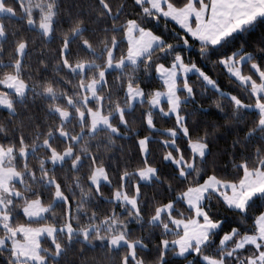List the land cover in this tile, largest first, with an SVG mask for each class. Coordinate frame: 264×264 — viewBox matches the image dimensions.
Instances as JSON below:
<instances>
[{"label": "trees", "instance_id": "obj_1", "mask_svg": "<svg viewBox=\"0 0 264 264\" xmlns=\"http://www.w3.org/2000/svg\"><path fill=\"white\" fill-rule=\"evenodd\" d=\"M141 1L1 2L12 16L0 17L4 37L0 39V82L16 75L28 87L27 94L17 98L0 84V95L7 96L12 105L10 111L0 109V146L12 150L7 167L22 177V185L13 186L22 198L8 204L12 216L9 229L47 224L55 228L70 225L74 230L69 236L59 233L54 243H41L46 264H204L203 257L222 259L241 238L257 234V217L264 212V192L238 211L226 206L216 192H208L201 209L217 225L216 230L208 236L206 245L184 257L176 255L177 248L172 245L181 234L175 232L170 219L193 220L194 211L178 198L205 180L215 178L237 185L245 172H264V127L260 115L252 109L257 102L264 103V95L255 98L222 63L232 56H247L242 76L258 82L250 66L264 74V17L226 37L218 46H208L191 40L175 23L159 17ZM165 1L181 10L191 0ZM131 21L158 36L163 44L135 66L104 75L98 100L87 105L93 110L100 107L105 116H111L109 123L116 133L99 129L89 134L88 120L80 123L75 110L85 112L86 108L81 85L98 79L110 49H114V61L127 55L124 37ZM49 22L52 27L47 38L40 27ZM182 40L191 45L189 52L177 48ZM20 45L26 47L21 60L17 55ZM179 58L184 66L198 72L176 82L180 100L177 118L184 133L179 121L167 115V104L158 109L150 105L155 93L165 91L156 76L157 68H171ZM84 64L92 65L84 75L72 70ZM128 87L143 90V101L130 109ZM69 103L76 108H69ZM68 108L73 117L62 123L55 110ZM141 141L146 144L144 155ZM190 144L203 145L206 154L194 156ZM69 148L72 156L52 165V154H63ZM168 155L191 169L183 171L174 166ZM100 168L108 183L95 187L91 179ZM147 168L154 170V178L141 183L137 173ZM56 188L64 202L54 203ZM116 194L121 200H134L136 209L113 200ZM33 201L48 209L43 220L27 222L20 210ZM170 205V215L162 214L154 223L159 210ZM232 232L227 247L221 248V238ZM5 235L0 229V239ZM117 237L124 245L113 247ZM263 249L249 246L233 251L223 263L246 264ZM0 264H17L9 244L0 248Z\"/></svg>", "mask_w": 264, "mask_h": 264}, {"label": "rangeland", "instance_id": "obj_2", "mask_svg": "<svg viewBox=\"0 0 264 264\" xmlns=\"http://www.w3.org/2000/svg\"><path fill=\"white\" fill-rule=\"evenodd\" d=\"M1 2L2 0H0V17L12 16V13L9 10L5 9ZM141 2L142 4L148 3L150 5V6L148 5L149 8L155 7V9H159L160 7L158 6H160L159 3L161 2V0H142ZM51 27L52 26L50 22L44 23L40 27V31L42 34L46 35V37L48 38L50 31H51ZM125 32L126 33H125L124 40L128 45V50L126 53L127 55L125 57H121L118 61H114V49L113 48L110 49L106 53L105 66L100 71L97 77L98 79L85 82V84L81 85V90L84 94L82 102L86 106L85 112L78 110L73 103H69V108H76L75 109L77 113L76 115L80 123H82L84 120H88L89 134H93L99 131V129H106L113 133H116L115 130L111 127V124L109 123L111 116H105L103 112H101L100 107H98L96 110H93L87 105V102L98 100V89L105 81L104 75L110 71L119 72L123 70L126 66H135L137 63L141 61L142 58L148 56L154 48L159 47L163 44V41H161V39L158 36H156L150 31L140 28L137 25V23H135L134 21H131L128 23V26ZM3 38L4 37L2 33V27L0 26V39H3ZM25 50H26V47H24V45H20L18 47L17 55H18L19 60H21L20 58L23 56ZM246 58L247 57H243V59L241 60H236L232 56L231 58L222 61L225 70H227V73L232 78L239 81L240 83L243 80L242 78L245 77V76H242L241 67L246 62L245 60ZM17 66L18 64L16 65V67ZM174 66L180 69L181 76L179 78H183L185 75L195 70L194 68L191 67L193 70L187 69L186 71H184L185 67L183 63H181L180 58L177 59ZM91 67H92L91 64L76 65L73 67L72 70H74L75 73H80L81 75H84L85 71ZM171 68H166L162 66H159L157 68L156 76L164 85L165 91L164 93L160 92V93L154 94V97L152 98V101L150 104L153 108L154 107L157 109L160 108L161 104L163 103V101H165V99L169 100L170 102L172 100L171 94L174 89L173 79L177 75V72L175 71V69H171ZM245 79L248 82H250L247 78ZM3 82L7 83L6 87L5 85L3 87H5V89L6 88L9 89L10 91L9 90L8 91L16 95L17 98L24 97L27 94L26 92L28 91V87L23 82H21L16 77V75L6 77ZM206 82L208 85H211L209 81L206 80ZM243 82H245V80ZM21 87H23L24 89L23 92L20 91ZM255 90L258 91L256 94L260 95L261 93L260 89H257L256 87ZM176 92H177V86H176ZM126 95L128 96V100H129L128 102L129 109L132 108V106L135 105L136 103H141L143 101V90H141L140 88L128 87L126 91ZM176 98H178L177 95H176ZM0 101H7V103H0V109L7 111L12 108V105H10V100L8 99L7 96L5 97L3 95H0ZM69 108L64 109V110H61V109L55 110L56 113L59 115L62 123L69 121L71 117H73V114H71ZM259 111H260V116L264 118V112H263L264 108L263 107L262 109L259 108ZM65 113H67V115H65ZM177 120H179V126H180L181 132L184 133L185 131L181 126L182 125L180 122L181 120L179 118H177ZM262 122H264V119ZM60 136L66 139V135L64 134H61ZM140 145L142 148V152H145V148H146L145 141H141ZM72 154H73V150L71 148L67 149L65 153L63 154L54 153L52 154L50 158L51 163L54 166L55 164L57 165L62 164L64 161H66V159L70 158ZM11 155H12L11 149L9 150L4 149L0 146V229L4 230L6 233L4 238L0 239V248H3L6 246V244H9V249L11 250V253H13V258L17 262V264H46L47 262H45V258L43 256L44 251L42 249L41 243L47 240L54 243L55 238L58 236L59 233L66 234L67 236H69L74 233V230L72 227H70V225L55 228L47 224L35 226V227L23 225V226L17 227L16 229H12V230L9 229V224L12 221V216L9 213L8 204L10 203L11 200H20L22 198V195L13 188L14 185H19V186L22 185L21 184L22 177L20 173H17L14 169H12L11 167H7ZM22 155L25 157L26 153H22ZM167 160L172 162L174 166L178 168L180 167L179 165L181 163V165L184 166L183 168L184 171H186L188 168V166L185 167V164L181 160L177 162L175 160L173 161L170 155H168ZM249 172H252V171H249ZM255 172H260V170L255 171ZM137 175H138L139 182L147 183V182H150L154 178V170L151 168H147L145 171L138 172ZM243 179L239 183H237V185H232L229 183H226V184L221 183L214 178L213 180L214 182L207 181L206 182L207 184H205L203 187L204 189L209 190L211 186L210 183H215L216 184L215 188L212 187V189L214 188L213 189L214 191L210 190L209 192H213V193L216 192L220 196V198H222L226 206H228L229 208L237 210V211L244 210L248 201L253 198L251 194L253 195L257 194L255 190L259 191L260 189H264V186L257 187L252 184V180L248 181V180H243ZM91 181L95 187L100 186L102 183H108L104 169L102 168L96 169L93 173ZM54 194H55L54 203L65 201L63 195L59 193L57 188ZM178 199L182 200L181 197ZM113 200L120 202L121 200L120 195L116 194ZM121 201L128 203V205L132 207L134 210L136 209L134 200H130V199L123 200L122 199ZM47 209L48 208L46 207L44 208L43 206H41L38 201H33V202L23 205L20 210V213L22 217L26 219L27 222H34V221L43 220L45 218ZM167 209H170L171 211L172 205H170L169 208ZM167 209L165 208L164 210L162 209L159 210V214L153 220V222L157 223L159 221V217L162 214L169 216L170 212ZM162 211H165V212L163 213ZM194 218L193 220L197 221L199 217H197L196 219ZM188 222L178 223L177 220H174L172 218L170 219V223H172L175 232H179V234H181V236L172 243L173 246H176V248H178V253L176 251V255H178L179 257H184V255L192 253L195 251V249L197 250L200 247L206 245L208 236L211 234V232H213V231L209 232L210 230L209 226H205V223H203L202 221L201 223H203L202 225H204L203 229L195 232L191 228V225H185V224H188ZM174 224H176V227H174ZM256 231H257V234L255 235L245 236L241 238L233 249L225 252L222 259L213 260L208 257H203L201 261L204 264H224L223 259L225 257H229V255H231V252L233 251H240L241 249H244L249 246L250 247L253 246L256 249H258L261 246H264V212L259 217H257ZM234 233L235 232L229 233L228 235H225L221 238L220 243H219L221 244V248L227 247L228 241L231 240ZM198 235L199 236L206 235L207 237L206 238L202 237L203 242H201V239L198 238ZM179 239L180 241L177 242ZM115 241L117 243L114 244L113 246L124 245V241L121 237L115 238L113 242ZM191 242H192V245H190ZM131 246L132 247L130 248L133 250L134 247L133 245ZM164 246L168 247L166 244H164ZM259 253L260 254L258 257L248 260L246 264H264V249L263 251ZM133 256L134 254L132 251L130 253V257L133 258Z\"/></svg>", "mask_w": 264, "mask_h": 264}, {"label": "crops", "instance_id": "obj_3", "mask_svg": "<svg viewBox=\"0 0 264 264\" xmlns=\"http://www.w3.org/2000/svg\"><path fill=\"white\" fill-rule=\"evenodd\" d=\"M146 5L148 6L149 4L147 3ZM159 5H160V6H158V7H160L159 9H155V7L154 8L150 7V8L159 17H161V18L163 17L164 19H167L170 22L175 23L179 27V29L183 30V32L189 36V38L191 40H194L196 42L198 41V42L205 44V45H208V46L209 45L218 46L220 44V42L223 41L226 37L231 36V34H233V33L241 31L244 27L253 23V21H255L256 19L264 17V0H204V2H203V0H199V1L191 0L189 2V4L186 5V7H184V9H181V10H177L175 8L169 7L166 4L165 0H161ZM243 57H247V56H243ZM241 59H243V58L236 59V60H241ZM245 60H247V58ZM184 67H185L184 71H186L187 69L193 70L188 65L184 66ZM250 67H251V70L253 72L257 73L258 82L256 84H254L252 82V80L247 76L242 78L243 80L241 81V83L237 80L236 81L243 86L244 85L248 86L251 94H253V96L255 98H258V97L264 95L263 94L264 74H261L257 70L256 66L252 65ZM171 69H175V71L177 72V75L173 79L174 89H173L172 94H171L172 100L170 102L169 100L165 99V101H163V103L167 104V106H168L169 111H168L167 115L172 116L177 120V112H178L177 108H178V104H179L180 100L178 98H176L177 92H176V86L175 85H176L177 80L181 76L180 75L181 72H180V69L176 66H174ZM193 71H195V72H193ZM193 71L191 73L197 74L196 70H193ZM245 78H247L250 82H248ZM244 80H245V82H243ZM0 83L2 86L5 85V87H6L7 83H5L3 81ZM255 86L257 87V89H260V91H261L260 95L256 94L258 91L255 90V88H256ZM7 90H9V89H7ZM262 107L264 108V103L257 102V104L255 105V107L253 109L256 112H258V114L260 115L259 108L262 109ZM153 109H155V107ZM10 110H7V111H10ZM260 117H261V121H260L261 123L260 124H261V126L264 127V122H262L264 118L262 116H260ZM190 149H191V152L194 156L202 157L203 155L206 154V148L203 145L200 146L197 144H190ZM144 154H145V152H143V155ZM179 166H180L179 168H181V169L184 168L181 165V163ZM185 167H187V165H185ZM190 169H191V167L188 166L186 171H189ZM183 171H184V169H183ZM244 174L245 175H244L243 180H248V181L252 180V184L257 186V187L264 186V180H263L264 173L263 172H261V171L260 172H249L248 171V172H245ZM213 180L214 179L209 178V179L205 180L203 182V184L200 185L199 187H197L195 189L192 188V190L188 191L183 196H181V199L183 200L185 206L189 210L194 211V213H195L194 219H196L197 217H199V218L197 221L191 220L190 222L184 221V220H182V221L177 220L178 223L188 222V224H185V223L184 224L185 225H191V228L195 232L203 229V227H204V225H202L203 223H205V226H209V228H210L209 232L215 230V228L217 226L207 219L205 211L201 209V206L203 204L202 202L204 200L203 199L204 195L207 192H209L210 190L214 191L213 189L215 188L216 184L210 183L211 186H210L209 190L204 189L203 186L205 184H207L206 183L207 181L214 182ZM212 187H214V188L212 189ZM218 189H219V187H218ZM263 190L264 189H260L259 191L255 190V192L257 194H254V195L251 194L252 197L254 198L258 194L263 192ZM165 208L167 209V208H169V206H167ZM165 208H163L162 210H164ZM167 210L170 212V209H167ZM162 212L164 213L165 211H162ZM201 221L203 223H201ZM174 227H176V224H174ZM199 235H198V238L201 239V242H203L202 237L203 238L207 237L206 235L205 236H203V235L199 236ZM180 239L177 242H179ZM116 243H117L116 241L113 242V245ZM190 245H192V242L190 243ZM115 246H117V245H115ZM115 246H113V247H115ZM177 253H178V248H177Z\"/></svg>", "mask_w": 264, "mask_h": 264}, {"label": "water", "instance_id": "obj_4", "mask_svg": "<svg viewBox=\"0 0 264 264\" xmlns=\"http://www.w3.org/2000/svg\"><path fill=\"white\" fill-rule=\"evenodd\" d=\"M177 48L189 52L191 50V45L187 40H182V43L178 45Z\"/></svg>", "mask_w": 264, "mask_h": 264}, {"label": "snow or ice", "instance_id": "obj_5", "mask_svg": "<svg viewBox=\"0 0 264 264\" xmlns=\"http://www.w3.org/2000/svg\"><path fill=\"white\" fill-rule=\"evenodd\" d=\"M20 91H21V92L24 91L23 87H21ZM46 91L51 92L52 89H51V88H47ZM0 103H7V101H0ZM65 115H67V113H65ZM162 264H163V262H162Z\"/></svg>", "mask_w": 264, "mask_h": 264}]
</instances>
